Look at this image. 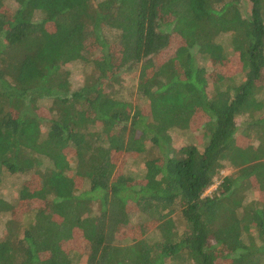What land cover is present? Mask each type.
Wrapping results in <instances>:
<instances>
[{
	"label": "trees",
	"instance_id": "obj_1",
	"mask_svg": "<svg viewBox=\"0 0 264 264\" xmlns=\"http://www.w3.org/2000/svg\"><path fill=\"white\" fill-rule=\"evenodd\" d=\"M263 91L264 0H0V264H264Z\"/></svg>",
	"mask_w": 264,
	"mask_h": 264
},
{
	"label": "rangeland",
	"instance_id": "obj_2",
	"mask_svg": "<svg viewBox=\"0 0 264 264\" xmlns=\"http://www.w3.org/2000/svg\"><path fill=\"white\" fill-rule=\"evenodd\" d=\"M12 8L14 9L13 5H11ZM106 36H108L110 39H113L115 34L106 32ZM221 44L224 45L225 49L227 50L226 54L229 58V62L220 67L218 64L214 67L211 66V63H207L206 67L209 73H214L216 76L214 77L215 79H218L217 81H220L224 76L228 77L227 73H231L230 75L237 76L240 74L241 68L239 66V61L238 57L234 55L232 49L229 47V41L222 39ZM166 56V55H165ZM140 68L141 66H137L136 69L132 71V74L130 75H124L123 78L126 80V86L128 89L134 91L137 88V83H138V78L140 75ZM68 70H73L74 73H72V82L74 83V88H79L83 85L84 80H85V75L86 73L91 71L90 66H84L83 64L79 63L77 65H70ZM227 88V87H226ZM210 93L213 94L212 88H210ZM264 93V91H263ZM44 105V104H43ZM48 106V104H45ZM41 115L44 117H49V111L48 108L43 107L41 109ZM204 126V125H203ZM203 126H197L196 130H201ZM197 131L193 132H183L179 130H175L172 133L173 139H174V145L177 149H180L182 146H186L189 144L192 145H197L200 148H203L204 146V139L203 135L201 134L202 132L194 133ZM202 135V136H201ZM200 142V143H199ZM202 144V146H201ZM142 170V163L138 159L126 156V155H121L118 159V174L120 173H131L134 175H138ZM231 170L225 171L223 174L228 175L231 173ZM26 181V178L20 175H15V176H9L7 175L5 177V180L3 184L0 186V196L6 200L11 201L12 203L17 201L18 197V189L20 186L23 184V182ZM221 185V180H216L215 185L210 188L205 196L212 195L218 187ZM258 198L257 194L250 193L249 194V199ZM9 218L7 216L2 218V223L0 225V229L3 230L5 228V224ZM157 233H153L150 235V237H156Z\"/></svg>",
	"mask_w": 264,
	"mask_h": 264
}]
</instances>
